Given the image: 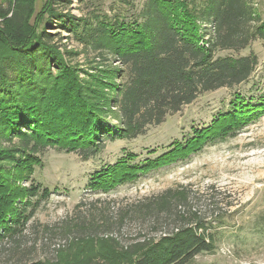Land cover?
<instances>
[{
    "label": "trees",
    "instance_id": "trees-1",
    "mask_svg": "<svg viewBox=\"0 0 264 264\" xmlns=\"http://www.w3.org/2000/svg\"><path fill=\"white\" fill-rule=\"evenodd\" d=\"M64 1L48 0L47 18L35 22L33 3L6 11L0 7V139L18 138L24 144L21 150L0 151V231L12 241L23 236L20 227L36 208L31 202L16 208V201L35 197L42 187L29 190L17 185L35 166H19L16 172V166L7 168L6 162L36 163L37 154L50 147L90 157L109 139H136L201 95L247 82L257 67L255 55L216 57L215 52H239L264 40V2L257 7L255 0H148L141 20L133 23L93 13L86 20L64 14L60 5ZM48 27L74 35L102 61L112 58L121 67H97L81 78L67 61L72 52H60ZM108 113L118 121L116 132L107 124ZM236 113L230 117L249 114ZM227 118L214 122L215 131H197V136L176 143L155 161L142 166L121 161L96 173L90 187L108 192L189 157L207 139L225 138L238 130ZM49 192L45 189L43 194ZM190 197L185 189L168 190L148 204L140 203L142 211L155 213L156 226L169 220L179 224L158 240L140 239L119 250L114 239L83 238L86 246L66 264H190L199 255L213 253L216 236L199 213L191 207L174 214L180 204L190 203ZM9 221L13 227L7 226Z\"/></svg>",
    "mask_w": 264,
    "mask_h": 264
},
{
    "label": "rangeland",
    "instance_id": "rangeland-1",
    "mask_svg": "<svg viewBox=\"0 0 264 264\" xmlns=\"http://www.w3.org/2000/svg\"><path fill=\"white\" fill-rule=\"evenodd\" d=\"M147 1L71 0L67 4L65 0L60 5L64 14L85 20L93 13L101 19L118 17L133 23L141 20ZM263 2L255 0V5L260 7ZM19 3H33L34 22L48 16L44 14L48 0H0V7L6 11ZM2 21L0 18V24ZM48 29L61 53L72 52L67 61L79 70L81 78L86 77L83 73H94L97 67H121L112 58L102 61L99 53L77 42L74 35L58 27ZM251 54L258 63L247 82L201 95L136 139H109L100 153L90 157L50 147L37 154L36 163L6 162L7 168L16 166V172L19 166H35L31 175H20L17 185L29 190L37 185L42 188L35 197L16 201V208L27 202L36 208L20 227L24 234L17 241L5 238L4 230L0 231V264H66L86 246L80 239L88 237L114 239L119 250H127L141 240H158L179 224L169 220L156 226L155 213L142 211L139 205L148 204L168 190L182 189L190 193L191 201L187 206L180 204L174 214L192 207L216 236L215 251L199 255L190 264H264V40L258 39L239 52H215L216 57ZM238 110L249 114L230 117ZM222 117H228L226 122L238 130L225 138L207 139L189 157L141 174L135 181L108 192L90 187L96 173L121 161L131 166L155 161L170 153L176 143L197 136V131H215L214 122ZM107 124L116 132L118 121L110 113ZM23 146L18 138L12 142L0 139V151L21 150ZM45 189L50 191L48 196L43 194ZM11 223L7 226L13 227Z\"/></svg>",
    "mask_w": 264,
    "mask_h": 264
}]
</instances>
